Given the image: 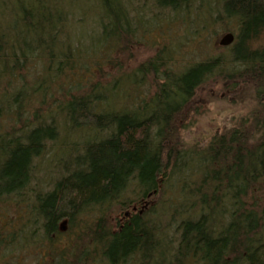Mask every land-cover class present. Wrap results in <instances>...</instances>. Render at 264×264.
Returning a JSON list of instances; mask_svg holds the SVG:
<instances>
[{
	"label": "trees",
	"instance_id": "obj_1",
	"mask_svg": "<svg viewBox=\"0 0 264 264\" xmlns=\"http://www.w3.org/2000/svg\"><path fill=\"white\" fill-rule=\"evenodd\" d=\"M89 1L100 40L91 47L71 34L86 20L77 2L0 0V206L29 199L52 149L58 174L0 230V264L25 245L44 247L51 264H264V0ZM158 9L181 18L154 21ZM158 21L185 29L186 43L158 44L135 80L93 82L48 108L88 60L102 70L107 55L120 70L117 55L133 56L144 34L168 41ZM222 31L235 40L214 51H227L204 54ZM131 82L151 85L137 105ZM209 87L249 93L250 107L189 145L182 132Z\"/></svg>",
	"mask_w": 264,
	"mask_h": 264
},
{
	"label": "rangeland",
	"instance_id": "obj_2",
	"mask_svg": "<svg viewBox=\"0 0 264 264\" xmlns=\"http://www.w3.org/2000/svg\"><path fill=\"white\" fill-rule=\"evenodd\" d=\"M66 3L71 2H77L76 0H64ZM143 1V0H142ZM148 3L151 4L152 0H146ZM75 11L80 12L83 10L86 20L83 24L79 25L78 27H74L75 30L71 31V34L75 33V37H78L82 39V42L85 47H91V46H97L100 44V40L98 37V34L93 33V22L96 18V14L98 12L93 7L92 3L89 0H81L80 2H77V4H74ZM156 10V9H155ZM157 16L161 18H151L154 21L155 20H161L165 18H171L172 20H177V18H181V16L178 14H174V12H164L160 9L157 10ZM178 21V20H177ZM181 21V20H179ZM159 25H162V28L165 27V34H167L168 41H164L161 38L158 37L159 32L158 30H155L152 32V34H144L140 38L141 47L143 48H134V55L129 57V55H117L116 59H120L123 61L122 66L119 69H115L113 64L110 62L111 59L107 55L104 56V59H100V64L102 66V70H98L97 66H94V63L92 61H89V67L85 70L81 69V73L79 75L71 78L70 80H67L66 82L62 81L60 83V90L62 92L56 93V98L59 100L57 101L54 99L55 103L52 102V98L50 96L46 99L49 102L48 108H58L61 106V103H63L62 106H64L65 102V96L63 94H66L68 96L71 93H76L77 90H87L90 84H93V82H110L113 80V77L120 78L125 76L132 75L135 80L136 75L134 76V71L136 70V67L140 65L145 59L152 56L155 53V50L158 46V44H163L167 46L172 47H181L185 40V29L183 30L182 27H180L178 24H167L164 23V25L158 21ZM179 23V22H176ZM179 26V27H178ZM161 27V26H159ZM227 33V32H226ZM225 34V32H219L212 34L213 37H210L207 45L206 51H204V54L209 56L211 54L212 56L215 54H222L227 51V49H219L214 51V48L216 46V42L218 43L219 38ZM165 36V35H164ZM188 41V40H187ZM183 42V43H182ZM190 46V45H189ZM99 55L98 57H100ZM116 57V55H114ZM196 58V53L189 52L186 56V61L194 60ZM113 59V57H112ZM184 60V59H183ZM185 62V60L183 61ZM186 65L185 63H181L179 65V68H183V66ZM132 73V74H131ZM137 73V71H136ZM140 76V75H139ZM138 79V78H137ZM76 82L74 85H71V82ZM221 82V81H220ZM149 88H151L150 83H148L145 86H141L138 90L136 88L135 90V83H130L129 90H130V97L135 100L132 101V104L137 105V101L142 98L145 99L148 95L147 93L150 92ZM214 87H209L208 90L210 92L209 95L201 96V102L198 105V109L193 110V113L191 114L190 119H188L187 122V129L182 132V136L184 141L187 144L191 143H197L201 142V140L206 141L213 136L215 133H219V131H224L225 128L232 127L238 119L244 115L249 107H250V101L249 93H243L240 94L239 92L231 91V87L229 89H213ZM218 90V91H217ZM136 93V94H135ZM130 100V99H129ZM109 101L116 102L115 95H111L109 97ZM195 104H196V98H195ZM43 114L46 116L47 110L42 111ZM62 117H64L63 114H60ZM189 117V116H188ZM187 117V118H188ZM69 126V125H68ZM62 130V129H61ZM69 134V130H65L61 132L60 137L64 141L69 140L72 143H78L76 141V137L79 135H73ZM205 141V142H206ZM80 142V141H79ZM53 149L48 151L44 157L41 158L40 162H38V170L35 175V179L33 183L30 185V188L26 191L28 195V200L20 202V204L17 201L11 200L8 203H6L4 206H0V230L3 229L4 236L5 233L7 234L9 232L8 229L4 230L6 228V224L8 221H17V215L18 213L26 208L28 204L31 203L33 199H31L30 191L31 189L34 190H43L48 191L54 183V181L58 178V174L56 173V169L54 168V164L50 163L52 162L54 156ZM64 153V152H63ZM65 154V153H64ZM66 155V154H65ZM67 156V155H66ZM50 165V166H49ZM53 168V169H52ZM17 205L21 208L18 210ZM44 250V247H41L40 245L35 246L33 248H29L27 245H25L24 250H6L5 253H7L11 258L9 260L15 261L16 264H51V260L44 259L41 255ZM13 264V263H12Z\"/></svg>",
	"mask_w": 264,
	"mask_h": 264
},
{
	"label": "water",
	"instance_id": "obj_3",
	"mask_svg": "<svg viewBox=\"0 0 264 264\" xmlns=\"http://www.w3.org/2000/svg\"><path fill=\"white\" fill-rule=\"evenodd\" d=\"M235 40V35L232 32H227L223 34L219 40H218V45L221 47H227L231 45Z\"/></svg>",
	"mask_w": 264,
	"mask_h": 264
},
{
	"label": "flooded vegetation",
	"instance_id": "obj_4",
	"mask_svg": "<svg viewBox=\"0 0 264 264\" xmlns=\"http://www.w3.org/2000/svg\"><path fill=\"white\" fill-rule=\"evenodd\" d=\"M10 264H12V263H10ZM13 264H16V263H13Z\"/></svg>",
	"mask_w": 264,
	"mask_h": 264
}]
</instances>
